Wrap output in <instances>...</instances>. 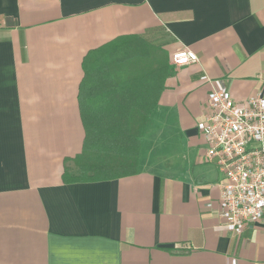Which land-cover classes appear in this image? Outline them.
I'll return each instance as SVG.
<instances>
[{
    "label": "crops",
    "instance_id": "crops-1",
    "mask_svg": "<svg viewBox=\"0 0 264 264\" xmlns=\"http://www.w3.org/2000/svg\"><path fill=\"white\" fill-rule=\"evenodd\" d=\"M133 37L172 67L137 171L74 181L82 60ZM181 48L198 60L173 66ZM263 85L264 0H0V264H264V221L231 232L219 216L197 128L212 89Z\"/></svg>",
    "mask_w": 264,
    "mask_h": 264
},
{
    "label": "trees",
    "instance_id": "trees-1",
    "mask_svg": "<svg viewBox=\"0 0 264 264\" xmlns=\"http://www.w3.org/2000/svg\"><path fill=\"white\" fill-rule=\"evenodd\" d=\"M78 102L85 134L74 181L136 173L139 138L170 75L167 52L141 37L86 54Z\"/></svg>",
    "mask_w": 264,
    "mask_h": 264
},
{
    "label": "built area",
    "instance_id": "built-area-1",
    "mask_svg": "<svg viewBox=\"0 0 264 264\" xmlns=\"http://www.w3.org/2000/svg\"><path fill=\"white\" fill-rule=\"evenodd\" d=\"M173 66L198 60L181 48L171 54ZM197 128L205 140V159L215 161L219 183V216L227 229L240 232L264 221V85L242 101L212 89Z\"/></svg>",
    "mask_w": 264,
    "mask_h": 264
},
{
    "label": "rangeland",
    "instance_id": "rangeland-1",
    "mask_svg": "<svg viewBox=\"0 0 264 264\" xmlns=\"http://www.w3.org/2000/svg\"><path fill=\"white\" fill-rule=\"evenodd\" d=\"M68 170H75V172H76V174L74 175V176H77L78 175V173H79V168L77 167V165L75 164H73V165H71L70 167H68ZM67 170V171H68ZM69 172V171H68Z\"/></svg>",
    "mask_w": 264,
    "mask_h": 264
}]
</instances>
